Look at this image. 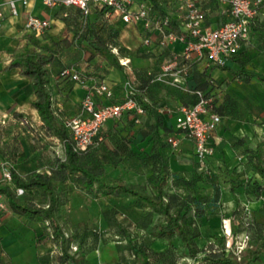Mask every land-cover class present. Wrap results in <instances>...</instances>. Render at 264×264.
<instances>
[{
  "label": "trees",
  "instance_id": "1",
  "mask_svg": "<svg viewBox=\"0 0 264 264\" xmlns=\"http://www.w3.org/2000/svg\"><path fill=\"white\" fill-rule=\"evenodd\" d=\"M262 4L264 5V2ZM200 8L202 9L201 6ZM163 9V15L170 16V26L175 27L176 16L173 15L172 10L168 12ZM104 10L105 8L91 7L90 11L84 14L77 6L66 5L61 12L65 24L62 37L53 38L48 35L47 40L42 41L35 37L33 32H25L22 35L26 38L27 46L22 51L14 53L4 66L3 69L18 67L19 72L28 78L29 86L35 95L32 104L39 117L38 125L34 126L26 122L33 136H53L64 145L63 160L59 162L54 172L38 171L23 178L10 168L11 179L0 183V192L5 202L16 212L36 218L47 227L48 236L55 243V247L51 255L45 256L46 264H98L97 259L93 262V257H86L96 246L84 244L83 240L88 236V231L84 228L83 221L80 237L77 228L71 229V227L75 229L80 223L76 221L71 224L70 232L67 233L61 221L69 222L70 225L69 218H66L68 215L66 203L73 188L87 196L93 204L99 197L109 199L103 200L105 205L102 204L98 219L103 227L114 225V232L120 235L119 241L123 239L126 243L128 255L120 252L117 260L102 261V264H152L151 256L156 257L157 261L170 258L167 264H264V229H261L264 228V221L242 219L245 204L241 200L239 191V187H242L241 194L249 201L264 198L262 193L264 127L261 134H254L249 138L246 136L231 138L230 143L236 158L232 166H228L220 156L213 160V152L207 159L210 164L208 168L199 164L195 153L190 166L175 168L176 165L170 160L175 147L168 138L178 137L179 133L183 135L184 133L176 127L166 126L161 122L158 111L172 112L173 108L150 100L151 89L164 83L151 80L149 71L155 72L163 62L155 66L134 68V76L129 77V74L123 70L124 65L119 62V56L127 52V49L119 43V29L104 18ZM202 11L205 18L206 13L203 9ZM261 16L258 12L250 22L247 40L261 38L264 41V33L256 32L254 24L257 19L264 22V16ZM114 46L117 47V53L112 51ZM155 46L157 45L152 43L142 49L136 46L127 54L154 56L158 53ZM85 51L90 58L96 56L99 60L106 61L109 66L118 69L123 79L129 77L135 88L131 96L136 106L142 110L141 112H137L136 108L125 110L120 116L112 118L110 125L104 123L93 142L86 148L74 150L70 142V131L65 124L66 119L71 115L61 112L56 105H53V96L46 87L45 73L48 64H59L61 53L69 52L71 56H79ZM204 55L207 57L206 54ZM232 57L238 61V69L232 72L234 75L243 79L256 77L264 82L263 73L247 70L246 61L237 55ZM195 60V57H192L187 63L190 76L194 71ZM219 65L231 71L229 65L225 63ZM73 72L79 75V80L72 78ZM57 75L79 84L80 80L90 79L107 82L99 71L92 75L69 63L60 64ZM194 76L196 83L190 84V87L193 90L200 89L212 97L209 111L216 112L220 118L222 115H231V117L239 115L238 100L229 92L225 93L222 101L216 104L218 97L215 91L211 92L215 84L205 90L206 85L212 83L205 70ZM221 82L217 83L216 87L220 86ZM261 92L263 94L257 95V99L264 100V87ZM176 94L183 98L181 104L192 105L197 100V95L192 91H177ZM124 99V91L122 95H117L114 91L109 97L95 98L98 105L121 102ZM175 112L176 110L174 116ZM14 114L27 120L20 112ZM123 119L125 124L127 123V126L122 127L124 130L128 131L135 125L132 140H127L126 134L117 133L119 131L117 125ZM137 133L142 136L140 141L142 144L133 141ZM127 153L134 156L131 165L135 166L134 171L137 176L143 177L140 182H130L115 172L118 167L125 165L124 155ZM59 186H61L60 190ZM17 187L23 190L37 189L40 192V200L33 204L26 203V192L16 193ZM224 189L229 190L232 197L229 215L233 228L229 233L230 240L227 239L226 232L218 233L210 225L211 229L204 232L202 230L204 223L200 222L203 216L215 213V202L219 201L221 191ZM44 203L47 205L43 206ZM89 219L93 222L94 217L91 216ZM254 226L261 232L256 237L250 233ZM133 228H136L135 232ZM238 232H243L247 237L246 243L239 248L235 245ZM249 234L251 236H248ZM98 238L100 237L95 234L93 240ZM200 238L205 240L202 246L197 245V240ZM154 239L165 242L166 248L161 251L153 250L150 243ZM73 245L74 249H72Z\"/></svg>",
  "mask_w": 264,
  "mask_h": 264
},
{
  "label": "crops",
  "instance_id": "2",
  "mask_svg": "<svg viewBox=\"0 0 264 264\" xmlns=\"http://www.w3.org/2000/svg\"><path fill=\"white\" fill-rule=\"evenodd\" d=\"M8 1L0 0V161L7 162L15 172L26 178L38 171L54 172L59 162L63 160L64 145L53 136H33L27 124L38 125L39 117L32 104L35 95L29 86L28 78L19 72L18 67L3 68L14 53L22 51L27 46L26 38L22 35L31 31L24 26L27 15L32 13L50 20L48 28L41 31H31L35 37L42 41L47 40L48 35L53 38L62 37L65 24L61 17V12L66 5H46L42 0H28L26 4H22L20 0H13L17 12L12 13ZM147 1L151 3L152 13L157 14L159 17L163 16V7V10L168 12L172 10V13L176 10L175 0ZM215 1L197 0L199 6L206 13L204 23L210 27L218 25L228 16L226 11L227 4L219 0ZM259 13L264 16V5L261 6ZM258 19L254 21L256 32L264 33V22H260ZM107 20L119 29V43L127 49V52H124L119 57L128 58V65H124L123 70L129 74V77L134 76V68L155 66L159 62L168 61L172 53L182 46V43L178 41L165 45L157 44L155 42L157 34L154 33L152 45H157L155 46L158 52L157 55L148 54L143 56L136 53L129 55L127 54L129 50H133L136 46L141 49L146 47L142 43L140 26L134 23L113 20L112 18ZM235 55L246 61L245 68L247 70L250 69L264 74L263 39L241 40L238 52ZM195 59L194 71L191 76H188L189 79L187 78L189 86L196 83V76L194 75H199L205 70L209 74L210 80H212V83L206 85L205 90H208L213 83L215 84V88L210 90L211 92L215 91L218 97L216 104L222 101L224 94L227 92L238 100V105L240 106L239 115L236 117L222 115L212 134L214 138L213 160L220 156L228 166H232L236 158H234L235 152L231 147V138L241 136L249 138L254 134L263 132L264 100L257 99V95L262 93L264 82L256 77L243 79L241 76L234 75L232 72L238 69V61L232 56L225 58L224 61L226 65L230 66L231 71L220 67L218 63L210 62L205 55L200 58L195 57ZM62 63L75 65L92 75L98 71L101 74L104 73V79L116 86L115 93L117 95L123 94V84L125 80H129V77L123 79L120 71L111 65L109 66L106 61L99 60L96 56L90 58L87 51L81 52L79 56H71L69 52L61 53L59 64L53 63L46 66L45 76L47 78L46 87L53 96V105H56L58 110L65 114L73 115L80 112V99L83 95V88L78 82L67 81L57 75V68ZM102 68L103 70H101ZM216 71H218L219 75H216ZM221 72L224 74L221 75ZM220 81H222L220 86L216 87ZM177 91L185 92L166 84L154 86L150 91V100L176 110L177 106L183 102V98L176 94ZM174 110L172 112L167 110L158 111L162 124L175 127ZM14 112L22 113L27 120L16 116ZM125 119L119 121L117 126L120 129L118 128L119 131H115L117 133L121 132L123 135L126 134V139L132 140V134L135 133V125L128 131L124 130L122 127L124 125L127 126ZM26 122L28 123L26 124ZM104 123L110 125L111 119L106 120ZM141 137L140 133H137L133 137V141L140 143ZM178 138V145L174 148L170 160L176 165L175 168L181 169L190 166L194 148L193 142L189 137L179 133ZM143 142L145 143L146 140ZM133 157L131 153L124 155L125 165L118 167L115 172L119 176H126L124 178L130 182H138L137 180L134 181L137 174L134 171L135 166L131 165ZM130 167L131 171L129 170ZM67 183L72 185L70 181H67ZM61 186H59V190ZM23 192H26L25 202L28 204H33L40 200V192L37 189L28 188L23 190ZM83 197L84 194L73 188L66 207L71 209L75 205H83ZM46 205L47 203L43 204V206ZM67 216H69L70 220V212H68ZM213 230L215 231V229ZM26 232L28 241L23 246L22 239ZM54 247L55 243L49 238L47 227L44 226L42 221L16 212L7 203L6 208L0 210V264H46L45 256L51 255ZM93 258L99 260L96 255Z\"/></svg>",
  "mask_w": 264,
  "mask_h": 264
},
{
  "label": "built area",
  "instance_id": "3",
  "mask_svg": "<svg viewBox=\"0 0 264 264\" xmlns=\"http://www.w3.org/2000/svg\"><path fill=\"white\" fill-rule=\"evenodd\" d=\"M26 4L28 0H20ZM226 3L228 16L218 25L210 27L204 23V13L197 0H175L176 16L175 27L170 26L168 14L159 17L152 13L151 3L147 0H42L46 5L63 4L75 5L84 14L91 7L104 9V18L120 20L124 23H134L140 26L142 43H153V34L157 37L155 42L160 45L181 42L182 46L172 53L168 61L163 62L155 72L149 71L151 80L173 86L185 92L192 91L197 95V100L192 105L180 104L175 112V127L180 129L185 136L193 142L194 153L199 164L208 168V157L214 152L213 131L220 121V116L214 111H209L211 96L200 89L193 90L187 84L188 61L191 58H200L204 54L213 63L222 64L225 58L238 52L241 40L248 39L250 22L260 11L264 0H219ZM12 13L17 12L13 0H9ZM50 20L36 14H28L24 26L31 31H41L48 28ZM117 53V47H112ZM119 62L128 65V58L119 57ZM67 72V69L65 70ZM72 78L79 80L77 73L73 72ZM83 95L80 99V112L69 116L65 124L70 131L71 146L75 150L86 148L94 140L101 126L108 119L120 116L125 110L141 108L136 106L131 93L135 89L131 81L123 84L125 99L121 102L104 103L98 105L95 98L109 97L115 91V85L106 81H82ZM173 147L178 145V137H169ZM11 167L7 162L0 161V183L11 179ZM17 193L23 192L21 187L16 188ZM6 208V202L0 192V210ZM101 264V263H99Z\"/></svg>",
  "mask_w": 264,
  "mask_h": 264
},
{
  "label": "rangeland",
  "instance_id": "4",
  "mask_svg": "<svg viewBox=\"0 0 264 264\" xmlns=\"http://www.w3.org/2000/svg\"><path fill=\"white\" fill-rule=\"evenodd\" d=\"M217 73L218 71H216V75H219V73L218 74ZM223 74L224 73L221 72V75ZM123 177H126V176H123ZM140 178L141 180H139ZM142 179H143L142 176H136L134 181L137 180L138 182H140L142 181ZM208 189L209 188L207 187V190ZM239 191H240L241 200L245 204L244 212L242 214V219L246 221L247 220H250V221L258 220L261 222L264 221V198L261 197L257 200L249 201L246 199V197L243 194H241L243 191L242 187H239ZM262 193L264 194V187L262 188ZM87 198L88 197H86L85 195L82 198L84 202L83 205L81 206L75 205L74 208L72 207L71 209L67 208L68 212H70V215H71L70 220H69L70 225L68 224L69 222H63V220H61L62 224L64 225L63 226L64 229L67 231V233H69L70 232L69 228L71 227V224L76 223L75 220H77V223H80L79 226L78 227L76 226L75 229L71 227V229L76 230L77 228L79 232L78 237H80L81 236L80 232H82L81 222L83 221V225H85L84 228L88 231V236H86V238L83 240L84 244H87L88 246H92L95 244L96 246L95 249L89 252L86 257L91 258L96 255V257L99 259L98 264L99 262L102 264V261L117 260L119 258L120 252H124L128 255V251H127L128 249L126 248L125 241L123 239L119 241L120 235L114 232L115 226L112 224H109L108 226L103 227L102 224H100V220L98 219L99 214H101L100 209H101L102 204L105 205L104 201H108L109 199L104 198V197L102 198L99 197L98 201L93 204L90 201V199L89 198L87 199ZM217 203H218V207H217ZM215 205H216V208H214L215 210L214 214H209L201 218L200 222L202 224L204 223L202 226V230L206 232L212 227L218 233L226 232L227 239L230 240L229 233L233 228V222L229 215V211L232 207V197H231L229 190L224 189L221 191L219 201L218 202L216 201ZM91 216L94 217V219H92L93 222H91V220L89 219L91 218ZM66 218H69V216H67ZM263 227H264V224H263ZM133 229L135 232L136 228H133ZM256 229L257 228L254 226L252 228V232H250L253 237L258 236V234L261 233L257 231ZM261 229H264V228H261ZM95 234L98 235L100 238L94 241L93 239H94ZM251 234H249L248 236H251ZM246 239L247 237L246 235H244L243 232H238L235 237L236 247L239 248V246H243L246 243ZM27 241H28V235L26 232L22 239V244H24L23 246H25V243H27ZM204 242L205 240L203 238H200L197 240V245L202 246ZM166 245L167 244L160 239H154L150 243V247L155 251L164 250L166 248ZM74 248L75 247L73 245L72 249ZM120 250H123V251H120ZM95 259L96 258H94L92 261L94 262ZM150 259H151L152 264H167L170 262V258H167V257L164 261L163 260L157 261L156 257H153V256H151Z\"/></svg>",
  "mask_w": 264,
  "mask_h": 264
}]
</instances>
